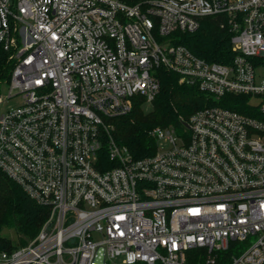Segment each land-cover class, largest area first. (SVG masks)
<instances>
[{"label": "built area", "instance_id": "built-area-1", "mask_svg": "<svg viewBox=\"0 0 264 264\" xmlns=\"http://www.w3.org/2000/svg\"><path fill=\"white\" fill-rule=\"evenodd\" d=\"M207 16L226 62L173 43ZM0 51V170L49 210L0 264H264V0H0ZM160 67L211 104L135 159L109 120L152 103Z\"/></svg>", "mask_w": 264, "mask_h": 264}, {"label": "trees", "instance_id": "trees-1", "mask_svg": "<svg viewBox=\"0 0 264 264\" xmlns=\"http://www.w3.org/2000/svg\"><path fill=\"white\" fill-rule=\"evenodd\" d=\"M231 33L224 16H207L193 33L176 32L173 43L183 45L195 55L214 62H226L232 56ZM8 54L0 51V80L10 72ZM160 91L146 111L144 98L137 96L130 113L109 120L115 142L127 148L135 159L154 154L157 142L152 136L156 127H180L196 111L210 106V98L196 85L179 83L178 74L160 67L156 70ZM226 99V101H225ZM245 97L228 95L223 107L244 111ZM49 215L47 207L31 199L24 189L0 170V252H11L33 240ZM13 229L14 243L2 232Z\"/></svg>", "mask_w": 264, "mask_h": 264}, {"label": "rangeland", "instance_id": "rangeland-1", "mask_svg": "<svg viewBox=\"0 0 264 264\" xmlns=\"http://www.w3.org/2000/svg\"><path fill=\"white\" fill-rule=\"evenodd\" d=\"M8 105L9 106H14L16 105L15 103V100H11L8 102ZM144 109L146 111H149L151 109V105L150 104H146L144 106ZM2 234L5 236V237H8L9 239H11L14 243L17 241V236H16V233L13 229H4Z\"/></svg>", "mask_w": 264, "mask_h": 264}]
</instances>
